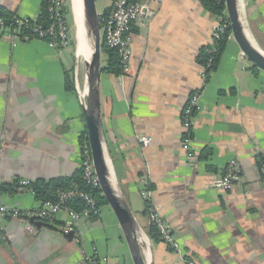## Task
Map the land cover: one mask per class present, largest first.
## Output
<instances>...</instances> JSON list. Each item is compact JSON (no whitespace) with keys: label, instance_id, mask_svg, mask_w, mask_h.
Returning a JSON list of instances; mask_svg holds the SVG:
<instances>
[{"label":"crops","instance_id":"crops-1","mask_svg":"<svg viewBox=\"0 0 264 264\" xmlns=\"http://www.w3.org/2000/svg\"><path fill=\"white\" fill-rule=\"evenodd\" d=\"M143 1L154 14L131 26V70L123 77L102 71L101 112L115 177L139 226L149 234V201L175 244L151 238L148 258L154 264H264V71L230 39L204 79L198 55L212 42L216 16L200 0ZM243 3L264 50V0ZM42 4L0 0L1 8L30 21L38 20ZM75 63L71 45L15 40L0 26V185L78 174L86 125L76 87L67 88ZM196 91L191 162L182 148L183 108ZM143 135L152 137L148 146L139 141ZM234 159L242 180L219 188ZM0 203L30 211L42 202L21 186L0 192ZM95 216L73 220L61 211L37 219L34 231L4 220L0 264H86L93 254L102 264H134L109 205Z\"/></svg>","mask_w":264,"mask_h":264},{"label":"built area","instance_id":"built-area-1","mask_svg":"<svg viewBox=\"0 0 264 264\" xmlns=\"http://www.w3.org/2000/svg\"><path fill=\"white\" fill-rule=\"evenodd\" d=\"M67 5L68 0H47V12L50 16L48 24L38 23V20L30 22L29 20H25L15 15L13 26H6L3 18H0V26L7 31L9 37L15 40L27 41L32 38H38L47 40L56 47L65 48L72 45L74 35V32L72 31L73 26L69 22L66 14ZM153 14L154 10H152L149 7V4L143 0H137L135 2H129L128 0H114L110 12L105 16L100 14L101 27L104 29L103 44L117 50L122 66V77L131 70V58L133 54V34L131 26L141 17L148 18ZM227 31H230L229 40L234 39L230 20L227 11L225 10L221 16L216 17L212 42L205 47V51L210 57L203 66L202 74L204 79L207 77V70L211 68L213 61L211 55L217 52L219 41ZM199 97L200 94L198 91L193 92L183 108V128L185 133L182 138V148L191 162L197 157L192 149L191 129L195 118V112L199 104ZM139 141L143 146H148L152 141V137L143 135L139 137ZM80 143V179L89 187L100 188L99 178L93 164L91 147L87 134L84 137L81 136ZM261 175L264 182V162L261 165ZM241 180L242 170L239 162L234 159L229 162L225 175L218 182L217 186L223 189H230ZM30 183L29 180L20 181L21 186L34 192L30 187ZM143 196L147 199L149 198L148 190H143ZM74 200H81L83 208L80 212L76 211L69 205V203ZM100 208L101 206H99L96 197L90 191L81 188L80 184L74 182L68 188L57 189V201L43 202L36 210L23 211L17 208L7 207L0 203V232L3 230V221L7 219L24 222L30 231H34V225L30 221L32 219L51 220L59 212L66 211L70 214L73 220H79L81 218H91V216L98 215ZM149 217L151 223L156 226L161 234L162 240L174 246V241L171 238L170 232L163 219L151 206L149 207ZM87 258V260H98V263L102 264L101 258L96 254Z\"/></svg>","mask_w":264,"mask_h":264},{"label":"water","instance_id":"water-1","mask_svg":"<svg viewBox=\"0 0 264 264\" xmlns=\"http://www.w3.org/2000/svg\"><path fill=\"white\" fill-rule=\"evenodd\" d=\"M225 5L234 39L241 48L242 53L254 66L264 71V50L251 33L243 0H225ZM81 10V19L87 31L83 30L81 38L79 39L78 37V40L75 34L73 35V40L76 39L74 47L76 55L74 78L75 87L83 106L87 136L91 147L93 164L99 178V187L119 222L134 264H154L152 258H148V252L151 248V236L139 226L134 212L122 194L103 134L101 74L104 67V29L101 27L100 12L97 8L96 0H81ZM71 12L73 22H75L72 8ZM81 40H83L84 44L92 47L89 60L80 59L76 53ZM82 62L84 71H82L80 65ZM82 72H84V78L81 77ZM30 221L36 223L37 219ZM66 236L72 238L73 232L67 233Z\"/></svg>","mask_w":264,"mask_h":264},{"label":"trees","instance_id":"trees-1","mask_svg":"<svg viewBox=\"0 0 264 264\" xmlns=\"http://www.w3.org/2000/svg\"><path fill=\"white\" fill-rule=\"evenodd\" d=\"M128 1L135 2L137 0H128ZM200 1L205 7V9L208 10L210 13H212L216 17L221 16L226 10L225 0H200ZM42 7H43L42 12L38 18V23L48 24L50 21V16H49V13L47 12V0H43ZM111 8L112 6L109 8H106L105 11L102 13V16L107 15L110 12ZM66 14H67V18L70 19L72 12H71L69 1H68V5L66 6ZM15 15L16 13L0 7V18L4 19L6 26H13ZM229 36H230V31H227L225 35L223 36V38L219 41L217 52L211 55L213 58V61L211 64V68L207 70L206 80H208L210 78V74L216 70L220 57L229 41ZM103 54L106 58V62L104 63V67L102 71L115 74V75H121L122 66L120 63L117 50L115 48H111L103 44ZM209 57L210 55L205 51V48H203L198 55V61L200 64L204 66ZM254 67L257 68L256 66ZM67 88L68 89L75 88L74 81L70 76H67ZM86 134H87V130H85V132L82 134V137H84ZM80 174H81V171L79 170L78 174L70 179L57 178V179H51L48 181L36 180L30 183V187L33 189L37 200L41 201L42 203L46 201L55 202L57 201V189L68 188L74 182H77L78 184H80L81 188L86 189L87 191H90L96 197L99 206L107 205L108 202L106 198L102 195L100 188H92L91 186L89 187L85 185L83 181H81L80 179ZM19 187H21L20 181H17L14 184H2L0 185V192L15 191ZM69 205L79 212L83 208V204L81 200H74L70 202ZM147 206H148L147 208L150 207L149 201H147ZM95 218L96 216H91V219H95ZM149 234L151 238H153L154 240L162 239L161 234L159 233V231L157 230L154 224H151V227L149 229ZM87 259L85 261L86 264H99L98 260H95V259L87 260Z\"/></svg>","mask_w":264,"mask_h":264},{"label":"bare ground","instance_id":"bare-ground-1","mask_svg":"<svg viewBox=\"0 0 264 264\" xmlns=\"http://www.w3.org/2000/svg\"><path fill=\"white\" fill-rule=\"evenodd\" d=\"M71 8L74 11L75 16V37L78 40L81 38L83 30L87 31L85 24L83 23L81 19V0H70ZM92 52V47L90 45H86L83 43V40H81L79 47L76 50V53L78 57L82 60H89Z\"/></svg>","mask_w":264,"mask_h":264},{"label":"rangeland","instance_id":"rangeland-1","mask_svg":"<svg viewBox=\"0 0 264 264\" xmlns=\"http://www.w3.org/2000/svg\"><path fill=\"white\" fill-rule=\"evenodd\" d=\"M69 1V0H68ZM70 2V1H69ZM96 3H97V8H98V10H102L103 9V6L107 3V0H96ZM68 20H70V23H72V31L74 32V34H75V25H74V22H73V17H72V15L70 16V19H68ZM75 44H76V39L75 40H73V42H72V45H71V47L72 48H74L75 47ZM81 65V69H82V71H84V64H83V62L80 64ZM83 74V75H82ZM81 77H83L84 78V72H82L81 73Z\"/></svg>","mask_w":264,"mask_h":264}]
</instances>
